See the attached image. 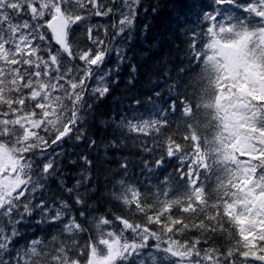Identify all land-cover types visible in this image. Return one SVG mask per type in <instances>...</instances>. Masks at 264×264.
<instances>
[{"label": "snow or ice", "instance_id": "snow-or-ice-1", "mask_svg": "<svg viewBox=\"0 0 264 264\" xmlns=\"http://www.w3.org/2000/svg\"><path fill=\"white\" fill-rule=\"evenodd\" d=\"M141 10L0 0V264H264V0H190L187 82L165 73L98 140L97 105L122 64L137 73L121 44Z\"/></svg>", "mask_w": 264, "mask_h": 264}, {"label": "trees", "instance_id": "trees-1", "mask_svg": "<svg viewBox=\"0 0 264 264\" xmlns=\"http://www.w3.org/2000/svg\"><path fill=\"white\" fill-rule=\"evenodd\" d=\"M207 7L211 0H199ZM190 0H143V6L148 8L147 12L140 11L134 28L131 30V38L124 41L121 47L126 51L129 62L135 64L137 73L133 83L130 85L128 80L131 72L129 64H122L117 74L118 84L111 86L110 94L102 100L96 108V118L93 121L92 131L95 138L111 139L112 133L99 127L100 119H109L113 113L128 108L135 98L145 100L148 94H151L153 88L163 89L165 81L169 79L165 73H169L172 80H178V83L187 82L188 75L179 72L181 67H187V59L184 55L186 37L183 35L177 22V13L182 17L188 11ZM156 11L153 12L152 9ZM147 26V28H145ZM111 31V29H110ZM122 40V38H119ZM115 64V57H111L108 67ZM183 90V89H181ZM150 108V106H149ZM101 148L100 155L103 154ZM112 153V150H108ZM125 153L132 152L133 149H123ZM115 156H119L117 152ZM132 161L131 173L142 180L140 176L139 157L130 155ZM93 159H98L97 154H93ZM117 167L115 157L107 162H100L94 169V180L100 187H110V177L106 173ZM171 171V168L168 169ZM55 188V186H53ZM105 209L106 205H100ZM114 211H119L113 203L111 205Z\"/></svg>", "mask_w": 264, "mask_h": 264}]
</instances>
